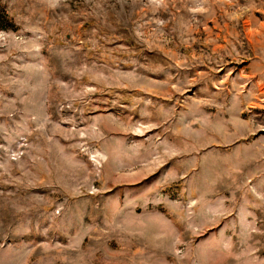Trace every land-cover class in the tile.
<instances>
[{"label":"rangeland","instance_id":"1","mask_svg":"<svg viewBox=\"0 0 264 264\" xmlns=\"http://www.w3.org/2000/svg\"><path fill=\"white\" fill-rule=\"evenodd\" d=\"M0 7V264H264V0Z\"/></svg>","mask_w":264,"mask_h":264},{"label":"trees","instance_id":"2","mask_svg":"<svg viewBox=\"0 0 264 264\" xmlns=\"http://www.w3.org/2000/svg\"><path fill=\"white\" fill-rule=\"evenodd\" d=\"M1 1V0H0ZM12 19L10 18V16L8 15V13L6 11H4V9H2L0 7V29H6L9 28L8 26L12 25Z\"/></svg>","mask_w":264,"mask_h":264}]
</instances>
